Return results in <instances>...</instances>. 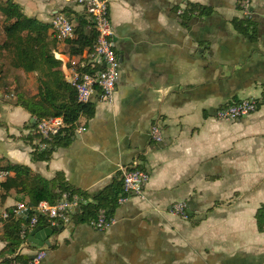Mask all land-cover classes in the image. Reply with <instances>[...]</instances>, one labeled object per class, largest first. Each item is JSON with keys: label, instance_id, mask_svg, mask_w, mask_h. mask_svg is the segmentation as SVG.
Instances as JSON below:
<instances>
[{"label": "crops", "instance_id": "0c3cea01", "mask_svg": "<svg viewBox=\"0 0 264 264\" xmlns=\"http://www.w3.org/2000/svg\"><path fill=\"white\" fill-rule=\"evenodd\" d=\"M10 1L50 26L56 12L73 26L85 14L75 0ZM244 1L249 18L241 11ZM108 3L119 60L111 104L100 102L97 90L89 101L92 117L81 116L73 136L57 144L48 160L34 161V119L0 101V157L45 181L60 175L82 195L70 202L84 205L101 192L117 193L107 210L112 226L98 231L93 220L79 221L78 205L66 224L57 225L62 228L49 246L41 247L40 264H264V225L260 230L256 219L264 207V0ZM190 6L205 13L182 16ZM67 41L57 38L54 56L69 83L88 52L71 57ZM33 84L32 95L35 79ZM243 100L256 101L255 112L229 123L216 119L219 109ZM154 124L160 143L149 137ZM134 163L148 175L146 198L131 195L119 203L120 168ZM24 197L0 200V215L12 214ZM179 202L187 219L171 211ZM39 215L46 223L34 227L49 226ZM4 221L0 217V259L7 255ZM31 230L9 256L34 254Z\"/></svg>", "mask_w": 264, "mask_h": 264}, {"label": "trees", "instance_id": "16d2710c", "mask_svg": "<svg viewBox=\"0 0 264 264\" xmlns=\"http://www.w3.org/2000/svg\"><path fill=\"white\" fill-rule=\"evenodd\" d=\"M204 13L203 8L190 6L182 16L186 14L202 16ZM0 19L4 36L0 43V101L4 100L2 90L11 89L10 103L21 107L34 119L30 124L33 130L31 141L36 143L33 146L35 151L32 159L45 161L50 158L57 144L65 145L69 141L81 116L92 117L93 106L90 103H80L75 89L65 80L62 63L54 56L57 38L53 33H49L50 25L26 17L20 7L10 0H0ZM242 24L243 21H239V25L236 24L237 28ZM96 38V30L88 16L84 14L78 17L74 25V38L67 41L69 55L80 57L85 51L91 52ZM76 70L79 73H92L82 59L77 64ZM30 74L35 75L37 91L34 95L25 92L27 84L25 76ZM53 117H62L65 128L51 141H44L36 132V125L44 119ZM37 143H45V148L39 149ZM0 171L13 173L12 177L0 182V200L4 201L8 196L22 194L25 196L22 204L28 209L25 216L9 214L4 221L1 240L6 242L7 255L2 257L0 262L6 263L7 257L16 252L23 240L26 242L21 234L22 232L27 234L28 224L35 214L34 207L40 201L55 205L64 196L65 200L69 201L74 197L80 199L82 195L71 190L60 175L53 181H45L40 177L32 176L27 168L11 164L2 157H0ZM116 194L109 190L99 193L92 202H86L84 205L79 203V212L75 216L79 221H85L95 220L100 210H104L107 214ZM256 219L261 230L264 225V207L258 210ZM44 220L38 215V223H46ZM16 259L22 261L23 257L19 256Z\"/></svg>", "mask_w": 264, "mask_h": 264}, {"label": "built area", "instance_id": "2783aa9c", "mask_svg": "<svg viewBox=\"0 0 264 264\" xmlns=\"http://www.w3.org/2000/svg\"><path fill=\"white\" fill-rule=\"evenodd\" d=\"M80 5L84 13L88 16L90 22L94 26L97 38L96 43L91 52L86 56V66H89L92 73L73 72L69 84L75 89L77 100L80 103H89L95 92L99 91V100L102 103L111 104L114 100L116 84L119 77V60L114 47V31L109 20V3L108 0H75ZM242 14L249 18L248 1L241 4ZM51 28L59 40L66 41L74 38V26L69 19L61 12H56L51 20ZM102 65V68H101ZM257 102L254 100H243L225 107L216 112V119L225 122H234L240 118L246 117L255 112ZM65 128L62 117H53L44 119L36 125V132L44 141H51L58 136ZM82 128L79 129L81 131ZM149 137L154 143L162 141L161 129L157 124L150 128ZM39 149L45 148V143H37ZM121 172V188L122 196L119 203H123L129 196H135L140 200H145V187L148 181V175L144 169L134 163L132 167L120 168ZM9 175L8 171H0V180ZM78 202L76 200L70 202L62 200L56 205H50L47 202H39L34 207L35 214L30 219L27 231L34 228L37 224L38 215L46 216L49 226L57 227L58 224H66L68 222L69 212L76 208ZM28 209L22 203H17L12 209L15 216H25ZM172 213L182 219H187L186 206L184 203H175L172 205ZM9 213L3 212L0 217L2 220L8 218ZM115 223L112 217H108L104 210L97 213L95 220L90 224L98 231H105ZM22 237L25 236L22 232ZM32 259L17 260L18 255L8 256V262L0 264H40L45 256V249L39 248L35 250Z\"/></svg>", "mask_w": 264, "mask_h": 264}, {"label": "water", "instance_id": "95a60500", "mask_svg": "<svg viewBox=\"0 0 264 264\" xmlns=\"http://www.w3.org/2000/svg\"><path fill=\"white\" fill-rule=\"evenodd\" d=\"M62 227H51V226H36L30 232L28 236V241L31 244V248L39 249L41 247L49 246V238ZM33 256L24 257L25 259H32Z\"/></svg>", "mask_w": 264, "mask_h": 264}, {"label": "rangeland", "instance_id": "374dc122", "mask_svg": "<svg viewBox=\"0 0 264 264\" xmlns=\"http://www.w3.org/2000/svg\"><path fill=\"white\" fill-rule=\"evenodd\" d=\"M3 37L4 36H3V33H2V23H1V19H0V43L2 42ZM0 69H1V67H0ZM29 76L30 77L25 76L26 79H27V84L25 85V92L30 95V94L33 93V91L35 89V87H34L35 85L33 84V81H34L33 74H30ZM0 93H1V91H0ZM2 93H3L4 100L7 101V102H11L10 101L12 99L11 89L9 91L2 90Z\"/></svg>", "mask_w": 264, "mask_h": 264}]
</instances>
